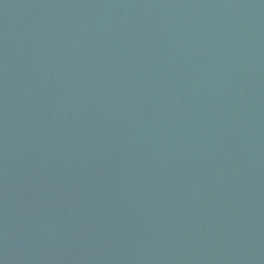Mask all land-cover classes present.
Returning <instances> with one entry per match:
<instances>
[{
  "label": "water",
  "instance_id": "obj_1",
  "mask_svg": "<svg viewBox=\"0 0 264 264\" xmlns=\"http://www.w3.org/2000/svg\"><path fill=\"white\" fill-rule=\"evenodd\" d=\"M0 264H264V0H0Z\"/></svg>",
  "mask_w": 264,
  "mask_h": 264
}]
</instances>
